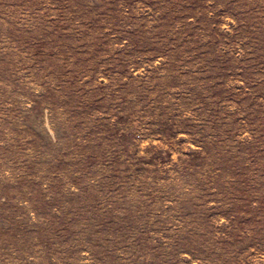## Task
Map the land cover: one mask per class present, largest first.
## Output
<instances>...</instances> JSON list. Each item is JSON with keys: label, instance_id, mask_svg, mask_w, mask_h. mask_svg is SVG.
<instances>
[{"label": "rangeland", "instance_id": "obj_1", "mask_svg": "<svg viewBox=\"0 0 264 264\" xmlns=\"http://www.w3.org/2000/svg\"><path fill=\"white\" fill-rule=\"evenodd\" d=\"M0 264H264V0H0Z\"/></svg>", "mask_w": 264, "mask_h": 264}]
</instances>
